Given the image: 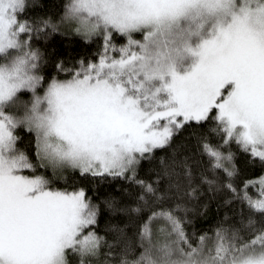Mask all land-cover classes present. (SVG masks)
Instances as JSON below:
<instances>
[{"label": "snow or ice", "instance_id": "obj_1", "mask_svg": "<svg viewBox=\"0 0 264 264\" xmlns=\"http://www.w3.org/2000/svg\"><path fill=\"white\" fill-rule=\"evenodd\" d=\"M35 6L0 0V264H264V0Z\"/></svg>", "mask_w": 264, "mask_h": 264}, {"label": "trees", "instance_id": "obj_2", "mask_svg": "<svg viewBox=\"0 0 264 264\" xmlns=\"http://www.w3.org/2000/svg\"><path fill=\"white\" fill-rule=\"evenodd\" d=\"M63 2L64 0H36V6L30 10L29 15L39 12L41 14L47 13L58 17L59 12L63 11L62 7H60ZM114 39L117 44L124 42L120 34H117ZM35 45H39L46 51L60 53L65 56H68L70 52H80L81 54L84 52H92L96 48V44L92 41H84L82 37L76 34L66 35L63 32H53L47 40L43 37H35L34 46ZM23 145L24 142L21 141V146L23 147ZM119 182L120 181H115L114 183ZM217 213V204L213 201L209 205L206 216L197 217L196 226L199 228L201 222L206 226L212 224L218 218ZM223 213L224 209H219V216H223Z\"/></svg>", "mask_w": 264, "mask_h": 264}, {"label": "rangeland", "instance_id": "obj_3", "mask_svg": "<svg viewBox=\"0 0 264 264\" xmlns=\"http://www.w3.org/2000/svg\"><path fill=\"white\" fill-rule=\"evenodd\" d=\"M76 35H78V34H76ZM79 36V35H78Z\"/></svg>", "mask_w": 264, "mask_h": 264}]
</instances>
